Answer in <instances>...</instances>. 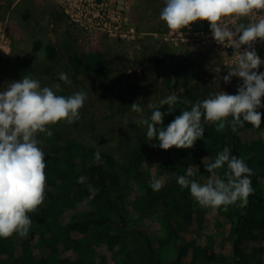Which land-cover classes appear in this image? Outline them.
Listing matches in <instances>:
<instances>
[{
  "label": "trees",
  "instance_id": "16d2710c",
  "mask_svg": "<svg viewBox=\"0 0 264 264\" xmlns=\"http://www.w3.org/2000/svg\"><path fill=\"white\" fill-rule=\"evenodd\" d=\"M21 2L33 12L29 0ZM9 3H13L12 0ZM32 47L42 58L39 71L60 85L62 91L58 95L72 94V83L67 85L59 80L61 72L67 73L71 81L75 74L92 75L102 83L103 93L115 87V63L103 49L80 51L67 48L61 52L54 43L42 39H34ZM258 71L264 72V64ZM172 75L164 74L165 83L179 82L174 73ZM114 90L109 92L112 103L116 100L122 104L138 100L140 103L149 95L146 87L136 83L125 91L119 90L117 97ZM176 95L181 100L193 102L205 99L200 93L187 90ZM185 109L190 110V105L178 103L175 111L165 115L163 126L166 128ZM161 111L166 113L167 105L162 106ZM258 111L264 114V108ZM51 131L54 134L46 138L44 149L46 199L39 211L29 214L33 225L27 236L0 238V264H113L115 252H119L126 241L114 227L116 224L124 225V222L148 249L144 259L146 264H187L183 258L189 249L192 251L189 264H194L200 257L211 259L216 257L215 250L200 246L191 239L200 223L205 225L207 232H213V228L209 217L193 210L190 191L181 190L174 178H169L159 192L152 191L149 182L169 173L183 175L190 166L195 173L194 179L202 177L207 180L210 173L205 164L214 162L217 153L225 147L233 155L242 157L251 169L258 162L262 167L260 176L264 178V115L260 128L245 122L236 133L230 127L217 132L215 124L205 123L204 138L198 139L194 147L188 149L173 147L162 150L158 147V140L147 139L145 129L134 145L125 149L130 162L124 167L119 166L110 151L91 144L78 146L67 142L58 130L51 128ZM97 152L99 160L95 158ZM225 171L226 166L218 170V175L223 178ZM253 172L251 182L255 192L249 197L246 207L233 205L227 211L213 210L214 215L229 224L227 237L232 244L235 264H264V186L258 183V173ZM80 178L83 182H79ZM126 192L131 193V206L127 204L129 201L119 200L127 195ZM67 209L71 211L68 215ZM177 215L189 225L192 241L189 246V243L181 242L183 236L178 226L171 222ZM146 219L149 221L147 224ZM102 228L104 238L95 243L94 257L90 261L84 260L80 252L81 238ZM161 236L166 241L160 240ZM165 242H172L177 247L175 256L168 257L169 254L157 250V243Z\"/></svg>",
  "mask_w": 264,
  "mask_h": 264
},
{
  "label": "rangeland",
  "instance_id": "374dc122",
  "mask_svg": "<svg viewBox=\"0 0 264 264\" xmlns=\"http://www.w3.org/2000/svg\"><path fill=\"white\" fill-rule=\"evenodd\" d=\"M21 1L9 3V0H0V90L24 75L38 79L41 86L56 85L48 74L39 71L42 58L32 47L34 39L52 42L61 52L67 48L80 51L100 48L106 51L116 68L115 87L112 88L115 89V97L119 90L125 91L131 84L146 87L149 95L146 101L140 102L146 117L152 111L148 105L159 104L168 95L186 90L200 93L205 98L220 91L233 95L243 83L235 76L231 82H224L223 77L229 71L227 65H234L236 57L231 46L218 44L213 39L209 22L197 21L188 29L173 32L159 18L164 0H29L33 12L27 10L28 5ZM261 18H264V10L254 11L245 19L224 17L222 23L234 27L238 23ZM243 47L246 46L241 50ZM254 47L264 60V42L258 39ZM165 73L170 76L174 73L179 82L165 83ZM102 89V83L92 75L75 74L72 77V94L83 90L88 97L80 110L81 118L72 124L58 123L52 128L58 130L67 142L78 146L91 144L112 152L119 166L124 167L130 162L125 149L134 145L146 127H139L134 122L139 117L131 110L132 103L122 104L118 100L112 103L109 99L112 89L108 93H103ZM46 138L43 134L38 137L43 150ZM253 166L252 170L259 175L258 183L264 186V178L260 176L261 165L256 162ZM198 181L204 183L206 179L199 177ZM130 195L124 194L123 200H119L129 201L127 204L131 206L133 200ZM191 201L193 210L209 217L213 228V232H207L205 225L200 223L191 239L216 252V257H200L194 264H235L232 244L227 237L229 224L214 215L212 209L201 207L193 198ZM65 212L68 215L71 211L67 209ZM171 222L178 226L183 236L181 242L185 241L189 246L192 242L189 225L178 215ZM123 224L114 227L126 241L122 249L115 252L113 264H146L144 259L148 249L144 242L134 237L125 222ZM103 233L102 228L81 238L80 252L84 260L90 261L94 257V245L104 238ZM165 239L164 236L160 238L162 241ZM156 248L169 254L168 257L175 256L177 252L172 242L157 243ZM187 253L189 255L183 259L189 264L191 249Z\"/></svg>",
  "mask_w": 264,
  "mask_h": 264
},
{
  "label": "clouds",
  "instance_id": "9594fccd",
  "mask_svg": "<svg viewBox=\"0 0 264 264\" xmlns=\"http://www.w3.org/2000/svg\"><path fill=\"white\" fill-rule=\"evenodd\" d=\"M259 10H264V0H164L159 18L173 32L188 29L197 21L209 22L213 39L234 49L236 61L234 65H227L229 71L223 77L224 82H231L235 76L243 83L235 95L220 91L195 102L168 95L159 104L148 105L152 111L147 117L139 100L133 102L131 110L139 117L134 122L146 127L149 141L158 140L162 150L188 149L204 138L205 123L215 124L217 132L230 127L236 133L245 122L260 128L264 114L258 109L264 108V72L258 70L264 60L254 45L258 39L264 42V18L234 27L222 23L224 17L245 19ZM242 46L246 47L241 50ZM58 77L71 85L67 73L61 72ZM60 91L59 84L41 86L30 75L11 81L0 90V238L27 236L33 225L29 214L39 211L46 199V153L38 137L43 134L50 138L54 134L51 128L56 124H72L81 118L80 110L88 99L87 93L80 90L65 96L58 95ZM178 103L190 105V110H181L165 128V115L175 111ZM164 105H167L166 113L161 111ZM95 158L100 159L99 152ZM225 166L221 178L218 170ZM205 168L210 176L204 183L193 178L195 173L190 166L183 175L169 173L151 180L149 187L159 192L169 178H174L181 190L188 189L201 207L227 211L233 205L247 206L255 192L251 182L254 172L242 157L233 155L225 147Z\"/></svg>",
  "mask_w": 264,
  "mask_h": 264
},
{
  "label": "built area",
  "instance_id": "2783aa9c",
  "mask_svg": "<svg viewBox=\"0 0 264 264\" xmlns=\"http://www.w3.org/2000/svg\"><path fill=\"white\" fill-rule=\"evenodd\" d=\"M101 17H102V21L104 22V20H105L104 16L102 15Z\"/></svg>",
  "mask_w": 264,
  "mask_h": 264
}]
</instances>
